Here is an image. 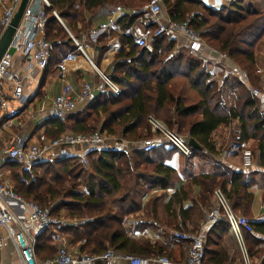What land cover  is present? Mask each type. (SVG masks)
Wrapping results in <instances>:
<instances>
[{
	"label": "trees",
	"instance_id": "1",
	"mask_svg": "<svg viewBox=\"0 0 264 264\" xmlns=\"http://www.w3.org/2000/svg\"><path fill=\"white\" fill-rule=\"evenodd\" d=\"M50 1L47 37L52 49L46 71L53 72L59 69L62 57L75 50L76 45L52 10H56L68 30L81 39L83 32L104 23L100 19L106 18L112 9H124L126 13L117 19V24L121 29L129 26L133 19L128 11L148 0ZM164 5L175 21H184L194 13L190 25L207 44L241 66L252 83L259 81L255 47L264 35V0H234L220 10H213L202 0H164ZM114 38H118L120 47L108 75L121 87V93L97 92L63 119L47 118L45 134L48 138H55L67 129L74 133L89 134L99 130L109 135L121 132L125 137L147 138L152 134L150 131H154L148 117L155 115L201 146L189 157L187 165L191 167L193 158L204 157L205 151L216 158L219 151L214 132L221 126L235 124L230 136L233 142L256 140L259 164L264 167L261 94L247 90L234 74L226 76L223 82L212 78L206 62L188 48H181L169 57L176 42L166 36L154 38L148 47H139L121 31L109 29L91 44L98 49L99 57L95 58L98 66ZM80 59L88 62L81 54ZM188 90L197 93L196 101H189ZM175 151L163 141L150 152L137 147H131L129 154L117 149L90 151L88 168L81 166L78 156L43 161L30 168L16 160L7 161L5 165L10 167V177L18 195L42 207L50 206L51 214L66 210V218L74 222L63 226L62 232L68 235L69 243L76 246L77 251L99 255L111 248L122 254L165 255L182 262L187 249L184 241L172 234L163 241L134 238L123 224L125 216L140 213L138 228L167 225L180 230L191 220L195 222L199 211L210 207L216 187L225 192L234 210L249 215L255 196L250 188L256 184L255 173L260 169L239 170L225 166L219 158L210 170L186 173L185 180H177L176 168L167 163ZM262 173L260 187L264 189V171ZM157 188H174V191L163 202L166 197L161 190L152 192ZM148 193L151 195L143 205L142 199ZM262 197L264 199V192ZM250 224L252 230L244 232L247 249L254 255L256 248L264 264V248L260 247L264 243V219L251 220ZM51 234L50 229L36 234V254L40 260L55 256ZM229 235V223L224 218L208 226L207 264L231 262L235 247L234 241L228 240Z\"/></svg>",
	"mask_w": 264,
	"mask_h": 264
},
{
	"label": "built area",
	"instance_id": "2",
	"mask_svg": "<svg viewBox=\"0 0 264 264\" xmlns=\"http://www.w3.org/2000/svg\"><path fill=\"white\" fill-rule=\"evenodd\" d=\"M233 0H212L209 7L220 10ZM22 0H0V38L10 26L12 19L18 10ZM52 8L50 0H29L22 16L21 22L14 34L8 48L0 59V114L7 112L12 100L25 104L23 96L26 80L37 70L48 67L51 59L52 42L47 37L48 10ZM52 14L66 28L76 45L75 50L67 52L59 63V72L65 74L68 65L76 62L79 55H83L92 69L98 75V80L83 81L80 88L72 83L65 82L61 90L55 94L51 101V116L63 119L69 112L91 100L97 92L110 90L114 94L121 93V87L109 76L101 72L88 53L85 36L82 39L75 37L64 24L63 19L56 10ZM133 22L119 29L114 20L109 19L97 27L88 31V40L95 42L97 37L112 28H117L126 37H129L139 47H148L154 38L166 36L176 42V48L169 57L173 56L181 48L190 49L194 56L203 58L204 50L210 47L199 32L190 25L194 13L187 16L184 21H175L168 15L164 0H148L144 5L128 11ZM219 52V51H218ZM23 59L26 74L18 72L15 67L16 56ZM207 61V58L204 59ZM253 94L260 95V91L252 89ZM152 129L159 138L144 139L139 146L145 152L155 150L161 142H168L179 154L192 157L194 148L189 140L182 138L171 130L164 122L154 115L148 117ZM107 137L100 131L93 133L64 132L55 138L43 137L37 141H23L18 138L14 143L7 145L0 152V252L9 239L13 242L21 264H207L206 233L204 227L216 220L226 219L229 230L238 243L242 252L243 264H252L244 239L245 230L251 231L249 220L238 216L234 212L226 194L221 188L214 192L216 201L212 211L207 214L203 221V228L197 232L189 230L174 231L172 235L186 243L187 257L183 262H177L165 255L145 257L134 254H122L114 249H107L102 254H88L71 250L68 246L58 248L52 258L40 260L36 254V235L34 229L39 232L50 229L55 225V218L50 209L44 208L37 202L28 200L18 195L9 179L3 173V164L10 160L22 163L30 168L35 163L73 156L72 151L78 147V155L81 164L88 166V152L102 149H118L125 151L118 145L107 146ZM250 163V162H248ZM248 163L243 166L246 169ZM19 203L27 212L22 215L14 209L13 203Z\"/></svg>",
	"mask_w": 264,
	"mask_h": 264
},
{
	"label": "crops",
	"instance_id": "3",
	"mask_svg": "<svg viewBox=\"0 0 264 264\" xmlns=\"http://www.w3.org/2000/svg\"><path fill=\"white\" fill-rule=\"evenodd\" d=\"M202 1L208 6H210V4L212 3V0H202ZM125 13L126 11L121 8L112 9L110 10V14L106 18L102 17L100 19V22H106L107 20L112 19L117 24V19ZM113 29L118 30L117 28H113ZM91 44L92 42H90V45H87L88 51L93 62L96 64L95 58L99 57L98 55L99 53H98V49L94 48ZM109 45L110 48L101 57L99 66L96 64L99 70L105 73L107 76H109L108 70H110V67L113 64V61L115 59V53L120 47V42L118 38H114L109 42ZM202 55H203L202 56L203 58H201L202 60L207 58L205 65L207 67V70L211 73L212 78L217 79L220 82H223L226 76H228L229 74H234L246 86V89L252 92V89H254V82L252 83V81L247 76V74L244 71L240 70L238 66H236V64L230 58H228L221 52L214 51L210 48L204 50ZM255 59H256V66L258 69L257 73L259 72V74H257L259 77V82L264 87V77L262 76L264 75V35L256 44ZM23 64L24 62L21 56L20 55L16 56V61H15L16 70H18V72H22L25 75L26 71H25V66ZM46 70L47 68L44 70H37L34 72L32 76L27 78L23 92V96L26 99L24 105L16 100H12L7 112H5L2 115L0 114V152L7 145L14 143L18 138H21L23 141H37L42 139L43 137H48L45 134V129H46V119L51 117V110H50L51 101L53 96L61 90V87L65 82H70L76 88L79 89L83 81L88 80L94 82L98 80V75L96 74V72H94L91 65L88 62L84 61L83 59L78 60L75 64H69L68 71L64 75L59 72V69H56L53 72ZM261 102L264 103V93L262 92H261ZM68 131L69 130L67 129L65 132ZM244 143H241V146H243ZM122 145L125 147L124 143ZM137 148L141 149L140 147ZM108 149H113V148H108ZM120 151L123 152V150L121 149ZM124 153L129 154V152H125V151ZM174 153H173L174 155L171 157V159L167 161V163L175 167L177 173L179 171L178 169H180L179 171L180 174L195 173L196 167L194 164L195 163L194 160L198 157L195 156L193 158V166L191 167L187 166V168L185 167L183 169L182 166L179 167L180 164L179 156H181V154H179L177 151H175ZM72 154L73 156H78L80 154V149L78 147L74 148ZM225 154H229V152ZM238 157L239 154L230 156V159H236ZM3 165H4L3 173L5 177L11 181L10 167L9 165H5V163ZM207 170L210 169H205V171ZM242 170L246 171L247 169H242ZM160 190H161L160 188H157L154 189L152 192H156ZM250 190L254 193L255 196L251 207V216L245 218H247L249 222L254 219H259V218L264 219V199L261 193L259 192V190L258 191L254 190V185H252ZM161 191L164 193L166 197L163 200V202H166L169 199L171 193L174 191V188H168L166 190H161ZM257 193H258V198L256 197ZM150 195L151 193H148L146 196L143 197L142 199L143 205ZM213 204H214V198L212 197L210 207L207 206L203 208V211H205L203 215L205 217L203 216L201 222L202 224L207 214L212 211L214 207ZM186 205H188V203H186ZM13 207L20 214L22 215L27 214L25 209L19 203L14 202ZM160 212H161V208H160ZM195 223H198L200 225L198 220L197 222H189L188 224L196 225ZM123 224L126 226L128 232L130 230V226H134V230L132 234L129 233L134 238H138L142 236V238L152 237L159 240H165L168 235L172 234L173 231V229L167 225H161L159 227H154V228L153 227L138 228L137 225L132 224L130 220H127L125 218L123 220ZM202 224L199 226V229L203 228ZM208 226L204 227V231L206 235H207ZM34 232L35 235L39 233V231H37L36 229H34ZM229 234L233 236L230 230H229ZM171 247L173 248V245H171ZM231 255L232 258L229 264H243V260L237 248H234L232 250ZM0 264H21L15 246L13 242L9 239L6 241L4 248L0 252Z\"/></svg>",
	"mask_w": 264,
	"mask_h": 264
},
{
	"label": "rangeland",
	"instance_id": "4",
	"mask_svg": "<svg viewBox=\"0 0 264 264\" xmlns=\"http://www.w3.org/2000/svg\"><path fill=\"white\" fill-rule=\"evenodd\" d=\"M96 26H94V27H96ZM87 34H88V31L83 32L82 33V38H83V36H85L84 38L86 40V42H85L86 45H90V43H89L90 40H88ZM90 42H92V41H90ZM236 66H238V68L240 70H242L241 66H239L238 64H236ZM256 68H257V66H256ZM256 73H257V71H256ZM257 74H259V72ZM261 75H262V73H261ZM262 76L264 77V75H262ZM254 85H255L254 89L259 90L260 94H261V92L264 93V90H263L264 87L262 86V84L259 81H256L254 83ZM261 88H263V89L261 90ZM186 95H188V99H189L190 102L196 101L198 99L197 93L195 91H193V90H188ZM262 108H263V102H262ZM159 119L162 122H164V120H162L161 118H159ZM164 123L168 126V124L166 122H164ZM169 128L171 130H173L174 132H176L182 138L187 139V135L186 134H181V133L179 134L176 129L171 128V127H169ZM234 130H235V124H231L230 126H221L214 132V141L216 142L219 154L217 156H215L216 158H214L207 151H205V156L204 157H198V158H196L194 160L195 161L194 164H195V167H196V171L200 172L201 170L203 171L205 169L212 168L214 166V164H215V160L219 159V158H220L221 162L225 166H230V167H233V168H236V169H239V170H242L243 166L246 165V163L250 162V163H248V166L246 168L247 170H250L252 168H254V170L260 169L259 173L258 172L255 173V174H257L256 177H255L257 182L254 185V190H257V191L259 190L261 195H263L264 189L261 188L260 186H262V184H263V181H262L263 180V177H262L263 173L262 172L264 171V167H261L260 164H259L258 150H257V147H256L257 146V141L254 140V139L248 140V141H246L243 144V146H241V144L239 145V143L236 144L235 142H233V140L230 137L231 136V132L233 133ZM68 132H72V131L69 130ZM150 132L152 134L149 137H147V138H159V135L155 131H150ZM104 134L107 137V140H106V145L107 146L118 145V146H120L122 148L127 149V150H125V152H128V150L131 147H139L141 145L142 141L144 139H147L145 137H142V138H139V139H135V138H132V137H127V136L125 137V136L122 135L121 132H118L115 135H109L106 132ZM123 143L125 144V147L122 145ZM126 146H128L129 148L126 147ZM228 152H229V154H225V153H228ZM174 154H172L171 156H173ZM237 154H239L238 158L230 159V156L237 155ZM226 159H227V161H226ZM189 160L190 159L188 157H185L183 155L179 156V162H180L179 167L182 166L183 169L185 167L187 168V166H188L187 163L189 162ZM81 166L83 167L82 164H81ZM83 168H88V166L83 167ZM240 168H242V169H240ZM178 170L180 171V169H178ZM179 171H178V173L176 175V179L177 180H181V179L185 180L186 179V173L185 174H180ZM10 179H11V177H10ZM11 183L13 185L12 180H11ZM218 188H220V187H216L215 190L218 189ZM81 190L83 191V190H85V188L82 186ZM215 190H214V192H215ZM212 195H213V198H214V193ZM256 197L258 198V193H257ZM60 198H61V200L64 199L63 197H60ZM215 203H216V201L214 199V204L213 205H215ZM257 203H258V201H257ZM44 208L51 209L50 206H44ZM204 212L205 211H203V209H202V211H199L197 213V216L195 217V222H197V220H198L200 225L202 224L201 222H202V219H203V216H204L203 215ZM234 212L237 213L238 216H241V217H250L251 216V214L244 215V214H242V213H240V212H238L236 210H234ZM65 214H66V210L65 209H60L56 214H52V216L56 220L55 225L50 228V232L52 231L51 241L53 242L54 249H55V250H53L54 254H56V251L58 250L59 247L64 246V245L68 246L71 250H74L76 248V246H73L72 244L69 243L68 237H67L68 235L62 232L63 226H65L67 224H70V221H71V220H68L66 218ZM140 215H141L140 213H132L130 216H128V215L125 216V219L130 220L132 222V224L137 225L139 223V221H140ZM190 222H193V221L191 220ZM193 224H188L187 227H184V228L180 229V231L181 230L182 231L189 230V231H192V232L199 231V226L200 225L198 223H195L196 225H193ZM133 230H134V226H130L129 233L132 234ZM195 230H197V231H195ZM174 231H177V230H173L172 232H174ZM245 231H248V230H245ZM137 232H138V230H137ZM138 238L142 239V236H140ZM151 238H146V239H150L152 241L159 240V239H155V238L151 239ZM229 239L234 241L232 244L234 245L235 248L238 249L239 254L241 255V258H242V252H241V250H240V248L238 246V243L235 240L234 236L229 235L228 240ZM244 239H245V235H244ZM245 242H246V240H245ZM246 246L248 248V245H246ZM260 247L264 248V243H262L260 245ZM109 249H111V248H109ZM173 249H175L177 251L178 247H173ZM75 250H77V249H75ZM255 251H256V248H254V255H251V253L248 251L249 256L251 258V261H252V264H261V262H262V254L261 253L257 254ZM186 257H187V249H186V251H184V254L182 256V259H183L182 262L186 260ZM242 260H243V258H242Z\"/></svg>",
	"mask_w": 264,
	"mask_h": 264
},
{
	"label": "water",
	"instance_id": "5",
	"mask_svg": "<svg viewBox=\"0 0 264 264\" xmlns=\"http://www.w3.org/2000/svg\"><path fill=\"white\" fill-rule=\"evenodd\" d=\"M29 3V0H22L18 10L16 11L12 22L10 26L4 31L0 38V59L3 56L4 52L8 48L14 34L16 33V30L21 22L22 16L25 12V9ZM30 101V100H29ZM189 144L194 148V149H201V146L194 140L193 138L189 139Z\"/></svg>",
	"mask_w": 264,
	"mask_h": 264
}]
</instances>
